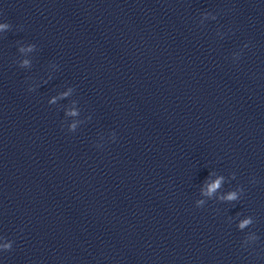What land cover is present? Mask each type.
<instances>
[{
	"label": "clouds",
	"instance_id": "9594fccd",
	"mask_svg": "<svg viewBox=\"0 0 264 264\" xmlns=\"http://www.w3.org/2000/svg\"><path fill=\"white\" fill-rule=\"evenodd\" d=\"M219 180L216 181L215 184L211 185L209 188V192L208 194L210 195L212 191H214L217 187H219ZM235 198V193H232L228 196V199H234ZM245 223H247V221H245ZM241 227H243V225H241Z\"/></svg>",
	"mask_w": 264,
	"mask_h": 264
}]
</instances>
